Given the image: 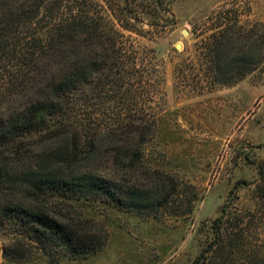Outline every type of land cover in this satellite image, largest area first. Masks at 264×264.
<instances>
[{"label":"trees","instance_id":"obj_1","mask_svg":"<svg viewBox=\"0 0 264 264\" xmlns=\"http://www.w3.org/2000/svg\"><path fill=\"white\" fill-rule=\"evenodd\" d=\"M170 1L0 0V230L19 223L44 249L63 246L86 257L106 239L68 205L56 210V201L94 197L137 213L168 202V183L177 188L178 182L143 161L144 144L156 132L151 109L158 70L152 53L123 30L160 34L172 14ZM226 12L221 21L229 22L202 40L204 72L193 74L201 89L204 81L233 84L264 63V22L245 25ZM184 77L189 74L182 71ZM88 89L87 97L100 101L84 109L77 93ZM103 99L119 100L113 123L98 114ZM103 163L115 175L104 174ZM258 171L256 192L264 204V166ZM140 177L143 185L130 186ZM230 201L191 264H224L227 248L243 239L246 230ZM246 257V264L255 261Z\"/></svg>","mask_w":264,"mask_h":264},{"label":"rangeland","instance_id":"obj_2","mask_svg":"<svg viewBox=\"0 0 264 264\" xmlns=\"http://www.w3.org/2000/svg\"><path fill=\"white\" fill-rule=\"evenodd\" d=\"M170 9L160 34L123 32L152 53L158 70L151 109L156 132L144 144L143 161L172 175L178 187L168 183V202L145 213L94 197L56 201L59 212L68 205L79 220L95 226L106 239L103 249L86 257L71 256L63 246L46 250L28 237L27 228L13 222L0 230V264H191L214 236V220L228 200L246 232L237 246L227 248L224 264H246V255L254 256L251 264H264V204L256 192L258 167L264 166V63L230 85L204 81L201 89L193 77L204 72L202 40L229 22L221 21V15L231 10L230 20L264 22V0H171ZM182 71L189 78H180ZM90 94L89 89L78 92V106L91 109L90 102L100 101L89 99ZM103 100L98 114L113 123L119 100ZM101 168H106L104 174L116 173L109 171V163ZM145 182L140 177L130 186Z\"/></svg>","mask_w":264,"mask_h":264},{"label":"water","instance_id":"obj_3","mask_svg":"<svg viewBox=\"0 0 264 264\" xmlns=\"http://www.w3.org/2000/svg\"><path fill=\"white\" fill-rule=\"evenodd\" d=\"M180 45L178 44V47H179Z\"/></svg>","mask_w":264,"mask_h":264}]
</instances>
